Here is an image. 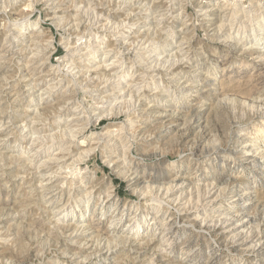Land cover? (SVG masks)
I'll use <instances>...</instances> for the list:
<instances>
[{"label": "clouds", "instance_id": "clouds-1", "mask_svg": "<svg viewBox=\"0 0 264 264\" xmlns=\"http://www.w3.org/2000/svg\"><path fill=\"white\" fill-rule=\"evenodd\" d=\"M0 264H264V0H0Z\"/></svg>", "mask_w": 264, "mask_h": 264}, {"label": "rangeland", "instance_id": "rangeland-1", "mask_svg": "<svg viewBox=\"0 0 264 264\" xmlns=\"http://www.w3.org/2000/svg\"><path fill=\"white\" fill-rule=\"evenodd\" d=\"M53 32H55V30L53 29ZM64 52V46L62 44H60V37L59 36H55L54 40H53V51H52V55H51V61L53 63L56 62V56L58 54H63ZM109 118L108 116L104 115V114H100L98 115L97 119H96V130H99L101 128H104L105 125L108 124Z\"/></svg>", "mask_w": 264, "mask_h": 264}]
</instances>
